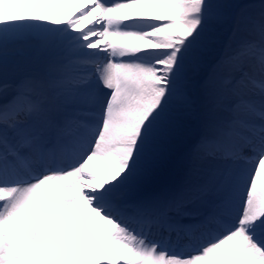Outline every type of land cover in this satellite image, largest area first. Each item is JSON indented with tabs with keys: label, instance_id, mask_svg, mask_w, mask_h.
Masks as SVG:
<instances>
[{
	"label": "snow or ice",
	"instance_id": "snow-or-ice-1",
	"mask_svg": "<svg viewBox=\"0 0 264 264\" xmlns=\"http://www.w3.org/2000/svg\"><path fill=\"white\" fill-rule=\"evenodd\" d=\"M42 259L264 264V0H0V264Z\"/></svg>",
	"mask_w": 264,
	"mask_h": 264
},
{
	"label": "bare ground",
	"instance_id": "bare-ground-1",
	"mask_svg": "<svg viewBox=\"0 0 264 264\" xmlns=\"http://www.w3.org/2000/svg\"><path fill=\"white\" fill-rule=\"evenodd\" d=\"M76 7V4L67 5L62 18L66 19V16L68 17ZM90 232L91 227L86 220L74 216H67L58 221L57 231L54 234L63 239L70 247H74L76 244L88 240ZM47 261L49 260L42 259L40 264H44Z\"/></svg>",
	"mask_w": 264,
	"mask_h": 264
},
{
	"label": "rangeland",
	"instance_id": "rangeland-1",
	"mask_svg": "<svg viewBox=\"0 0 264 264\" xmlns=\"http://www.w3.org/2000/svg\"><path fill=\"white\" fill-rule=\"evenodd\" d=\"M66 18H67V16H66ZM44 264H58V262L57 261H54V260H49V261H47ZM60 264H63V262H60Z\"/></svg>",
	"mask_w": 264,
	"mask_h": 264
}]
</instances>
